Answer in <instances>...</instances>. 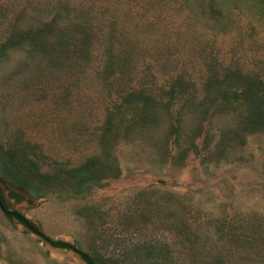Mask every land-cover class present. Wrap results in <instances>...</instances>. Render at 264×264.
Returning <instances> with one entry per match:
<instances>
[{
    "label": "rangeland",
    "instance_id": "374dc122",
    "mask_svg": "<svg viewBox=\"0 0 264 264\" xmlns=\"http://www.w3.org/2000/svg\"><path fill=\"white\" fill-rule=\"evenodd\" d=\"M49 1L55 0H0V42L15 28L37 24ZM60 3L68 5L61 11L69 15L82 7L101 22L112 18L128 25L126 34L136 44L124 46L149 52L150 58L157 57L155 52L166 53L170 58L163 60L167 61L164 72L186 70L199 84L201 57L210 51L224 66L238 65L264 78V17L242 16L234 29L213 34L193 24L175 0ZM99 46L98 40L90 44L93 53L100 51ZM98 60L99 54L93 64L74 65L66 72L50 66L37 53L8 51L0 61V146L27 140L36 146L43 169L52 163L77 165L99 153L100 126L111 96L95 75ZM196 121L188 118L187 133ZM220 127L221 120L206 127L205 138L196 141L200 153L167 143L171 137L167 130L161 137L155 133L157 146L150 145L148 137L118 140L113 148L120 166L118 176L82 191L37 187L24 191L0 173L4 204L29 218L45 235L89 254L93 264L115 258L133 262L141 255L136 247L139 242L171 241V227L158 223L160 214L171 221L182 212L191 220L196 211L218 215L222 210H238L256 212L264 220V129L246 133L243 141H231L222 137ZM170 192L183 202L176 206L167 201L161 206L163 195ZM146 211L149 225L136 227L126 218L133 213V221L142 222L140 214ZM20 224L0 210V264H79L73 254L50 252Z\"/></svg>",
    "mask_w": 264,
    "mask_h": 264
},
{
    "label": "trees",
    "instance_id": "16d2710c",
    "mask_svg": "<svg viewBox=\"0 0 264 264\" xmlns=\"http://www.w3.org/2000/svg\"><path fill=\"white\" fill-rule=\"evenodd\" d=\"M175 1L193 24L213 34L234 29L242 16L264 17V0ZM66 7L60 0L49 1L37 24L13 29L0 42V61L10 50H26L67 72L74 65L83 68L93 64L99 54L94 72L111 96L100 126L101 151L77 165L52 163L54 166L43 169L36 146L27 140L1 145L0 173L14 187L24 191L34 187L82 191L92 183L101 184L104 178H115L120 171L113 154L118 140L148 137L150 145L157 146L155 133L161 137L167 130L171 136L167 143L200 153L196 141L216 120L223 121L220 133L231 141H243L246 133L264 129V78L259 73L244 71L238 65L224 66L209 51L201 57L203 79L197 84L186 70L164 72L162 66L167 61L163 60L170 58L166 53L155 52L157 57L150 58L149 52L125 47L136 44L126 34L128 25L112 18L101 22L82 7L74 8L76 13L69 15L61 11ZM95 40L101 46L93 53L90 44ZM188 118L197 120L189 133ZM168 195H163L161 206L167 201L176 206L183 202L171 192ZM147 213L140 214L142 222L133 221V213L126 218L136 227L149 225ZM160 215L158 223L171 227V241H141L136 244L141 253L138 260L123 263L115 258L101 264H264V220L256 212L222 210L218 215H201L196 211L191 220L177 212L171 221ZM23 220L41 239L54 246L74 248L93 264L89 254L61 240H51L27 218Z\"/></svg>",
    "mask_w": 264,
    "mask_h": 264
},
{
    "label": "water",
    "instance_id": "95a60500",
    "mask_svg": "<svg viewBox=\"0 0 264 264\" xmlns=\"http://www.w3.org/2000/svg\"><path fill=\"white\" fill-rule=\"evenodd\" d=\"M0 210H2L3 212H8L4 206H3V203L1 201V198H0ZM25 218H27L25 215H24ZM29 219V218H27ZM20 222V221H19ZM21 223V222H20ZM20 227L22 228H26L28 229L32 234L36 235L38 238L41 239V237L37 234H35L34 232H32L26 225H24L23 223L20 224ZM49 238L51 240H54V241H57V240H60V239H56V238H53V237H50ZM43 241V243L45 244V247L52 253L56 254L57 256H63V255H71L73 254L75 256V258L79 261V264H90L88 263L83 257L82 255L76 251L74 248H68V247H60V246H54L53 244H51L50 242L44 240V239H41ZM63 241V240H61ZM65 243H67L66 241H63Z\"/></svg>",
    "mask_w": 264,
    "mask_h": 264
},
{
    "label": "flooded vegetation",
    "instance_id": "af4514ba",
    "mask_svg": "<svg viewBox=\"0 0 264 264\" xmlns=\"http://www.w3.org/2000/svg\"><path fill=\"white\" fill-rule=\"evenodd\" d=\"M0 198H1V201H2V203H3L4 208L8 211V212L5 211V213H6L8 216L17 219L18 221H20L21 223H23L24 225H26L25 221L23 220V218L25 219V217H24V215H23L22 213H20L19 211L8 210V209H7V207H6L5 204H4L3 198H2L1 190H0Z\"/></svg>",
    "mask_w": 264,
    "mask_h": 264
}]
</instances>
